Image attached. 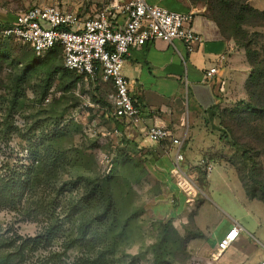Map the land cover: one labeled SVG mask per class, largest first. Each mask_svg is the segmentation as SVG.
Segmentation results:
<instances>
[{
	"label": "rangeland",
	"instance_id": "obj_1",
	"mask_svg": "<svg viewBox=\"0 0 264 264\" xmlns=\"http://www.w3.org/2000/svg\"><path fill=\"white\" fill-rule=\"evenodd\" d=\"M262 1L256 5L264 8ZM51 3L86 15L105 1L0 0V264H190L208 245L201 230L207 234L237 210H264L225 161L246 174L247 162L229 136L252 142L264 171V116L244 117L252 70L243 48L245 68L238 60V74L219 79L215 115L204 123L219 141L202 154L213 161L212 184L207 187L202 158L181 163L201 191L191 207L150 158L122 147L109 83L68 73L60 50L36 64L27 46L4 34L7 15ZM244 33L261 49L264 28Z\"/></svg>",
	"mask_w": 264,
	"mask_h": 264
},
{
	"label": "crops",
	"instance_id": "obj_2",
	"mask_svg": "<svg viewBox=\"0 0 264 264\" xmlns=\"http://www.w3.org/2000/svg\"><path fill=\"white\" fill-rule=\"evenodd\" d=\"M104 1L107 3V0H92V6ZM256 1L258 0H249V3L264 11L263 7L256 5ZM146 2L178 13H191V27L202 37V41L191 53L187 52L185 44L179 40H175L173 44L156 40L132 48L125 57L122 73L136 102L139 120L135 124L124 120L120 122L114 118L113 121L116 134L123 138L122 147L138 152L139 155L143 152L175 191L177 188L171 183L170 169L176 146L170 141H149L145 136L147 129L151 126H164L172 131L174 138L185 137L181 148L184 160L190 163L195 161L196 164L204 152L212 151L219 144L203 125L208 117L207 111L218 104L219 79L237 75L235 70L238 60H241L244 68L246 65L240 49L232 40L225 38L210 17L204 0ZM7 16L8 19L3 20V23L9 26L14 21L15 14ZM0 18L4 19L2 15ZM112 20L121 24L124 14L114 12ZM211 68H216V74L205 81L203 76ZM210 172L206 175L207 187L212 184ZM236 213L233 217L221 218L213 226L207 227V234L200 228L202 236L208 237V245L206 248L202 245L201 253H195V256H206L233 226L238 225L241 231L236 241L215 264L264 262V210H237Z\"/></svg>",
	"mask_w": 264,
	"mask_h": 264
},
{
	"label": "built area",
	"instance_id": "obj_3",
	"mask_svg": "<svg viewBox=\"0 0 264 264\" xmlns=\"http://www.w3.org/2000/svg\"><path fill=\"white\" fill-rule=\"evenodd\" d=\"M114 12L124 14L121 24L112 20ZM192 17L191 13L174 12L146 0H107L87 15L51 3L19 10L3 32L27 46L37 58L60 46L64 68L84 77L99 76L109 83L112 88L109 96L111 116L120 122L135 124L139 113L122 73L125 57L132 48L156 40L168 44L179 40L185 44L187 52H193L202 37L192 29ZM215 74L216 68H211L203 79L209 80ZM114 132L117 133L116 129ZM145 136L151 142L170 141L176 146L170 177L184 192L185 204L194 207L201 191L193 176L181 169L184 160L181 148L185 137L174 138L172 131L164 126L149 127ZM212 168L213 163L207 162V172ZM240 231L238 225L233 226L206 256H192L190 264H215L234 244Z\"/></svg>",
	"mask_w": 264,
	"mask_h": 264
},
{
	"label": "trees",
	"instance_id": "obj_4",
	"mask_svg": "<svg viewBox=\"0 0 264 264\" xmlns=\"http://www.w3.org/2000/svg\"><path fill=\"white\" fill-rule=\"evenodd\" d=\"M204 1L207 4L210 17L218 25L225 38L232 40L237 48L244 49L247 62L252 70L247 80L245 81V87L249 95V101L246 108V112L248 114H245L244 117H249V120L253 116H264V45L259 50L253 49L252 46L254 45V42L252 40H247L246 34L244 33L246 27L264 28V11L254 8L252 5H250L249 0H242L236 3L232 0H217V6L213 4L214 0ZM8 37L17 43H20L12 36ZM55 50H60L63 62L62 48L58 45L49 50L41 58L35 57L32 50H30L32 53L33 62L36 64L41 63L50 53ZM260 52L262 53V59H259ZM67 72L71 75H75L77 79L90 78L84 77L83 75H77L70 71ZM111 93L112 88L108 94L109 109V96ZM217 105L213 106L207 111L208 115H215ZM248 120L246 121V119H244L241 124L243 126L246 125ZM204 126L209 131V127H207L206 124H204ZM209 132L213 134V131L211 129ZM222 137L223 136H218V139L222 140ZM228 139V141H231V146L237 147L241 150V155L247 162L246 174H244V172L240 168H238L233 161H225L230 163L231 167L235 170V173L242 187L244 188L246 195L251 199H257L264 202V171L260 160L255 154V145H253L252 142L243 143L239 142L236 139L231 140L229 136ZM207 162L213 163L210 158L201 159L200 165L204 170H206Z\"/></svg>",
	"mask_w": 264,
	"mask_h": 264
}]
</instances>
